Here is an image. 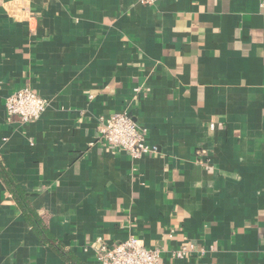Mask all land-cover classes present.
Segmentation results:
<instances>
[{
	"label": "crops",
	"instance_id": "1",
	"mask_svg": "<svg viewBox=\"0 0 264 264\" xmlns=\"http://www.w3.org/2000/svg\"><path fill=\"white\" fill-rule=\"evenodd\" d=\"M26 88L48 107L25 125ZM122 112L156 152L99 142ZM0 166V264H98L131 236L159 264H264L260 0H0Z\"/></svg>",
	"mask_w": 264,
	"mask_h": 264
},
{
	"label": "built area",
	"instance_id": "2",
	"mask_svg": "<svg viewBox=\"0 0 264 264\" xmlns=\"http://www.w3.org/2000/svg\"><path fill=\"white\" fill-rule=\"evenodd\" d=\"M161 0H139L142 5L153 6ZM264 17V0H260ZM46 100L31 89L19 90L6 100V110L10 116H17L23 124L38 121L46 112ZM99 142L114 152L128 153L133 159L156 152V146L147 143V130L141 127L129 112L115 113L99 119ZM193 249V246L189 250ZM87 251V249L85 250ZM188 252L183 248L175 252L182 259ZM161 250L149 248L142 239L131 236L118 244H100L96 260L98 264H159Z\"/></svg>",
	"mask_w": 264,
	"mask_h": 264
},
{
	"label": "trees",
	"instance_id": "3",
	"mask_svg": "<svg viewBox=\"0 0 264 264\" xmlns=\"http://www.w3.org/2000/svg\"><path fill=\"white\" fill-rule=\"evenodd\" d=\"M0 167H1V166H0ZM3 170H4V169H3ZM3 173H4V175H5V178H6L8 184H9V186H10L9 188L11 189V191H12L14 197L16 198V200H17L21 205H24V206H25V204H23V203L26 202V195L23 193V191L20 189V187L18 186L17 183H16L15 181H13V180L9 177V175L7 176V173H6V172L3 171ZM8 177H9L10 179H9Z\"/></svg>",
	"mask_w": 264,
	"mask_h": 264
}]
</instances>
